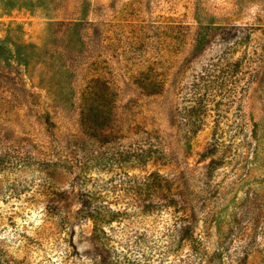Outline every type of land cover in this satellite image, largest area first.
I'll use <instances>...</instances> for the list:
<instances>
[{
	"label": "rangeland",
	"instance_id": "rangeland-1",
	"mask_svg": "<svg viewBox=\"0 0 264 264\" xmlns=\"http://www.w3.org/2000/svg\"><path fill=\"white\" fill-rule=\"evenodd\" d=\"M0 264H264V0H0Z\"/></svg>",
	"mask_w": 264,
	"mask_h": 264
},
{
	"label": "trees",
	"instance_id": "trees-1",
	"mask_svg": "<svg viewBox=\"0 0 264 264\" xmlns=\"http://www.w3.org/2000/svg\"><path fill=\"white\" fill-rule=\"evenodd\" d=\"M154 178V179H153ZM151 182L148 183H152L157 185V189H159L161 192L164 191L165 186L167 185V181L166 180H162L160 181L161 177H159V175H157V177H153ZM156 179H158V181H156ZM147 183V185H148ZM162 183L164 185H162ZM150 186V185H149ZM93 197L89 196L87 197V200L89 201V205L93 202ZM171 197H166L164 198V204H168L169 200ZM88 205V206H89ZM169 206V205H168ZM179 206V205H178ZM175 207L176 209L178 208ZM122 216H124V212H120L118 210H112L110 208L107 207H96L94 209H82L81 210V214H80V218L86 219L87 221H89L92 225V237L94 239V241L98 242L99 245H102L103 247H108L107 250L109 249V240H110V234L107 233V231H105L104 227L105 225H108L118 219H120ZM195 227H193V225H186V224H177V228H175L172 232L174 233L173 235L175 236L177 243H183L185 241H187L189 243V245L195 249L198 248V246H200L199 242L200 240L197 239V235L195 234ZM204 256V253L201 254H197L196 255V259H198L199 261L202 260V257Z\"/></svg>",
	"mask_w": 264,
	"mask_h": 264
}]
</instances>
